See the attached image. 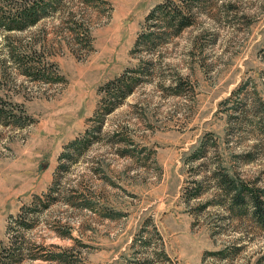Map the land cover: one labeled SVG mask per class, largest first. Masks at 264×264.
I'll list each match as a JSON object with an SVG mask.
<instances>
[{
	"label": "rangeland",
	"instance_id": "374dc122",
	"mask_svg": "<svg viewBox=\"0 0 264 264\" xmlns=\"http://www.w3.org/2000/svg\"><path fill=\"white\" fill-rule=\"evenodd\" d=\"M8 2L46 10L0 25L2 261L264 264V0Z\"/></svg>",
	"mask_w": 264,
	"mask_h": 264
},
{
	"label": "trees",
	"instance_id": "16d2710c",
	"mask_svg": "<svg viewBox=\"0 0 264 264\" xmlns=\"http://www.w3.org/2000/svg\"><path fill=\"white\" fill-rule=\"evenodd\" d=\"M22 2L24 3V0H9V4H16ZM27 3V2H25ZM21 7L18 9L16 12L15 18H10L6 16H1L0 15V25L3 27L7 28L8 30L11 29H22L24 28L25 25H30L34 24L37 22V20L40 18L41 15V10L45 11L46 8H42L40 6H37L36 4L30 7V6H25ZM159 12L160 16L162 17L159 21V24H162V26L159 27L160 30H166V29H172V33L177 34L178 31L183 29L185 26H188L191 21H190V16L187 13L182 12L180 9H169L167 6H165V3H159L154 6V8L151 9V11L146 15L145 21L152 20L153 22H157L154 14ZM19 19H16L18 18ZM8 20V22H6ZM157 24V23H156ZM156 32H149V39L151 41L156 40V38L153 36ZM162 34V32L160 33ZM160 34L157 36V38L160 37ZM148 35V34H147ZM147 35H144V37H147ZM143 34H141V39H142ZM145 40V39H144ZM148 41V40H145ZM145 44V43H144ZM147 45V44H146ZM116 80L110 81L106 86H103V89H107L108 86L111 84H114ZM116 88L120 87L119 83L114 85ZM245 189V188H244ZM243 190V188L241 189ZM249 202L252 204V216L255 218L254 220L261 225L264 224V203L263 200L261 199V194H264V189H256L250 188L249 187ZM238 199H236L237 201ZM239 202V200L237 201ZM0 264H5L2 261V257H0Z\"/></svg>",
	"mask_w": 264,
	"mask_h": 264
}]
</instances>
